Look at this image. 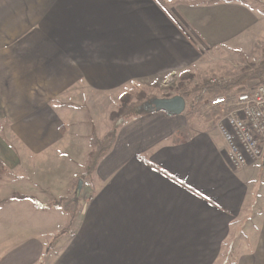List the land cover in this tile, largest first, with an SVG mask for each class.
<instances>
[{"label": "crops", "instance_id": "0c3cea01", "mask_svg": "<svg viewBox=\"0 0 264 264\" xmlns=\"http://www.w3.org/2000/svg\"><path fill=\"white\" fill-rule=\"evenodd\" d=\"M223 47L263 61L258 10L240 0H0V264H264V161L234 170L213 114L132 117L82 178L92 134L112 131L105 97L195 73ZM82 100L97 104L100 130L64 122L84 114L67 107ZM57 152L84 160L64 193L40 173V157ZM18 170L34 186L10 182ZM80 179L72 217L54 203Z\"/></svg>", "mask_w": 264, "mask_h": 264}, {"label": "rangeland", "instance_id": "374dc122", "mask_svg": "<svg viewBox=\"0 0 264 264\" xmlns=\"http://www.w3.org/2000/svg\"><path fill=\"white\" fill-rule=\"evenodd\" d=\"M240 1H243L244 3L254 7V9L258 10L259 14H261L264 17V0H240ZM261 54L260 53L258 55L255 54V56L260 58ZM259 64L260 63L256 64L244 58L243 54L240 51H235L234 49L230 50L228 47H223L211 53H205L204 65H202V67L195 70V73H191V72L184 73L190 75L189 79L184 80L182 78L184 74L175 73L174 75L168 76L166 78L151 80L150 82H146L141 86H137L135 88L125 89L121 93L105 97L103 99L104 101V106H102L103 110L101 111L105 113L107 112L110 113V116L114 112H119L120 107L122 105L123 96L129 95L131 93L142 94V96H144L147 99V101H149L152 98H169L176 95L183 96L184 89L187 92H190L192 91L193 87L196 84L201 83L204 80H210V79L217 81L230 80L240 75L242 69L253 65L258 66ZM252 86H254V83L253 82L249 83V87ZM196 95L197 94L193 93L186 101L187 108L185 113L186 115L184 117L187 119L188 123L189 121H191V119L201 117L203 113L207 111L206 106L203 107V104L205 103L201 104L196 101ZM148 97L150 98L149 100ZM95 105L97 104L94 103L92 106V104H89V101H84V100L77 103L68 102L67 107L70 108L69 110L71 111L83 110L84 114L82 115L76 111L77 113H75V115L71 118L72 120L74 119V122H72L70 117H66L64 122L66 123L67 126H71V123L78 125L79 123L78 120L84 119V124H83L84 131L86 128H90V130L92 131L91 133H93L94 131L96 132V130L97 131L100 130V125L101 123H104L105 119L103 118V116H96L94 114L93 107ZM60 107H61L60 105L56 106L57 109H60ZM141 111H143L142 107H141ZM76 117H79V119ZM110 123L111 121H109V124ZM73 127H76V125H73ZM78 127L81 128V125H78ZM47 156L49 155L40 157V173H42V177L43 176L46 177L45 179L42 180V183L43 182L61 183L63 188L61 193H64L65 192L64 187L67 181V176L69 171L73 169V166H76V168L77 167L80 168L84 160L82 159L74 160L73 156L70 155L69 152L66 153L62 152V154L57 152V155L51 154L48 157V159ZM35 160L34 163L36 164ZM74 161L76 162V164L74 163ZM17 176L18 177L24 176V179L20 180L19 182L23 181V185H24L23 187L25 189L34 186V182L36 179L33 177L31 172L28 173L26 172L25 174H23L22 170L10 172L8 175V180L10 182L15 181ZM72 196H75V191L70 197ZM85 200L86 201H84V205L88 200L91 201L92 197L86 196ZM42 207H46V205H43L40 208Z\"/></svg>", "mask_w": 264, "mask_h": 264}, {"label": "trees", "instance_id": "16d2710c", "mask_svg": "<svg viewBox=\"0 0 264 264\" xmlns=\"http://www.w3.org/2000/svg\"><path fill=\"white\" fill-rule=\"evenodd\" d=\"M189 77L190 75L188 74H184L182 76L184 80L189 79ZM252 82L254 83L255 87L264 85V59L258 66H248L242 69L240 75L230 80H204L201 83L196 84L190 92H187L184 89L183 96L187 101L193 93L197 94L196 101L201 104L205 103L203 104L204 107L207 106V102L217 96H227L230 100H233L239 94H242L249 88H251L249 87V83ZM149 99L150 98L148 97V100ZM146 101L147 99L142 96V94L131 93L129 95L123 96L122 105L119 112H114L110 116V119L112 121V131L101 139L98 138L96 134H93L90 139V144L93 149L89 153L87 158L85 177H90L92 175L100 159L104 157L112 148L119 127L132 117L146 113L141 111V107ZM203 114H205L206 116H210L211 114H213V117L216 120H218L219 118L218 110H213L211 112L205 111V113ZM82 178L84 179V175ZM77 184L78 181L76 182L75 188L77 187ZM18 198L30 199L35 204H38H36L37 207H41L44 205L34 197L19 196ZM79 201H76L74 199V196H72L70 198H61L57 200L54 205H56V207L63 208L70 214V216L73 217L78 209L76 205L77 203H79Z\"/></svg>", "mask_w": 264, "mask_h": 264}, {"label": "built area", "instance_id": "2783aa9c", "mask_svg": "<svg viewBox=\"0 0 264 264\" xmlns=\"http://www.w3.org/2000/svg\"><path fill=\"white\" fill-rule=\"evenodd\" d=\"M206 108L219 111L217 128L234 170L264 161V85L251 87L233 100L217 96Z\"/></svg>", "mask_w": 264, "mask_h": 264}, {"label": "water", "instance_id": "95a60500", "mask_svg": "<svg viewBox=\"0 0 264 264\" xmlns=\"http://www.w3.org/2000/svg\"><path fill=\"white\" fill-rule=\"evenodd\" d=\"M187 108L186 99L181 95H176L169 98H152L145 102L142 106L143 112L146 113H158L164 112L168 116H179L185 112ZM84 188V180L80 179L78 181L74 199L76 201L80 200L82 191Z\"/></svg>", "mask_w": 264, "mask_h": 264}]
</instances>
